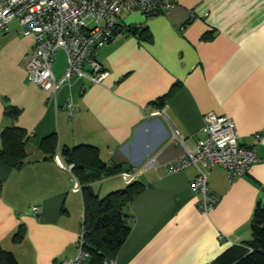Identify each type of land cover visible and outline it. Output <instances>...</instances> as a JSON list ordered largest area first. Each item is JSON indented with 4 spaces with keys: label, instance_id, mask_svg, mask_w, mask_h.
<instances>
[{
    "label": "crops",
    "instance_id": "1",
    "mask_svg": "<svg viewBox=\"0 0 264 264\" xmlns=\"http://www.w3.org/2000/svg\"><path fill=\"white\" fill-rule=\"evenodd\" d=\"M32 46L33 36L20 34L15 19L0 31V132L14 123L27 134L22 165L0 159V244L19 264H61L76 254L82 194L60 151L78 144L94 146L104 163L106 174L89 182L99 196L126 185L121 170L142 182L115 264H208L250 238L253 209L264 203V0H176L154 14L122 13L114 39L98 51L107 69L102 82L77 80L56 100L26 79L23 59ZM65 63L56 66L54 58L53 72L61 74ZM68 97L72 116L64 108ZM6 106L18 109L13 122ZM158 107L163 115L152 113ZM208 111L232 118L241 143H255L257 132L261 139L258 160L234 181L221 165L211 168L207 181L218 201L204 212L191 187L195 166L170 169L184 154L171 127L191 149L206 135ZM53 132L51 154L41 140ZM153 155L156 163L146 165ZM20 224L24 234L12 240Z\"/></svg>",
    "mask_w": 264,
    "mask_h": 264
},
{
    "label": "built area",
    "instance_id": "2",
    "mask_svg": "<svg viewBox=\"0 0 264 264\" xmlns=\"http://www.w3.org/2000/svg\"><path fill=\"white\" fill-rule=\"evenodd\" d=\"M176 3V0H0V31L15 19L19 33L33 36V46L25 54L23 65L28 82L49 91L56 100L59 90L70 87L75 81L101 83L107 69L98 59L100 48L111 42L116 34L121 14L138 9L145 14L162 12ZM190 17L194 16L191 11ZM62 49L66 63L61 74L52 70L55 53ZM69 116L76 107L70 98L64 104ZM153 114L163 115L158 107ZM204 137L196 140L193 148L185 146L180 131L171 127L172 138L184 146V154L170 166L172 170L194 165L196 174L191 187L201 194L198 207L210 211L218 201L208 185V175L214 165H221L229 181L244 175L250 165L258 160L256 143L261 139L255 133V143L245 145L238 140L235 123L226 114L208 111L204 114ZM56 161L63 166L58 154ZM156 163L155 155L150 156L146 165ZM73 163L66 167L71 169ZM120 176L129 183L136 173L121 170ZM73 187L80 188L74 177ZM33 212L39 206L32 205ZM219 237H223L220 234ZM84 228L78 233L76 254L61 261V264H89L88 252L83 248ZM103 264H115L113 258H105Z\"/></svg>",
    "mask_w": 264,
    "mask_h": 264
},
{
    "label": "trees",
    "instance_id": "3",
    "mask_svg": "<svg viewBox=\"0 0 264 264\" xmlns=\"http://www.w3.org/2000/svg\"><path fill=\"white\" fill-rule=\"evenodd\" d=\"M162 100L159 105L163 104ZM17 113V107H5L4 115L12 122ZM26 140L27 134L20 126L14 123L4 126L0 132L1 161L14 167L22 165L26 160ZM56 144L54 132L41 140L42 149L51 154ZM60 154L67 164L73 163L71 171L81 186L83 248L89 254L86 260L89 264H103L105 258H114L130 231L132 214L128 206L133 195L142 188V182L133 180L122 188L99 196L89 184L106 174L104 163L99 159L95 147L90 144L64 146ZM250 231L249 239L225 248L208 264H264V203L254 207ZM23 234L24 226L20 224L12 234V240H20ZM0 264H19L14 253L1 244Z\"/></svg>",
    "mask_w": 264,
    "mask_h": 264
},
{
    "label": "rangeland",
    "instance_id": "4",
    "mask_svg": "<svg viewBox=\"0 0 264 264\" xmlns=\"http://www.w3.org/2000/svg\"><path fill=\"white\" fill-rule=\"evenodd\" d=\"M65 54L62 50H57L56 53H55V64L56 66H58L59 64H63L64 61H65ZM102 196V195H101Z\"/></svg>",
    "mask_w": 264,
    "mask_h": 264
},
{
    "label": "water",
    "instance_id": "5",
    "mask_svg": "<svg viewBox=\"0 0 264 264\" xmlns=\"http://www.w3.org/2000/svg\"><path fill=\"white\" fill-rule=\"evenodd\" d=\"M134 32V31H133ZM144 38V37H143ZM111 168H110V166L108 167V170H110ZM140 179L143 181V182H145V179H143L142 178V176H140Z\"/></svg>",
    "mask_w": 264,
    "mask_h": 264
}]
</instances>
